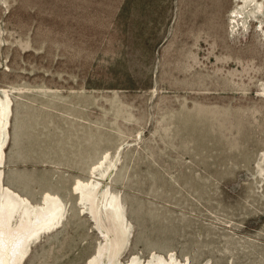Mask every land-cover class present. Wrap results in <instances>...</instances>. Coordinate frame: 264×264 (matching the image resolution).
<instances>
[{
    "label": "rangeland",
    "instance_id": "1",
    "mask_svg": "<svg viewBox=\"0 0 264 264\" xmlns=\"http://www.w3.org/2000/svg\"><path fill=\"white\" fill-rule=\"evenodd\" d=\"M259 3L0 0L3 181L33 204L46 193L64 204L22 264L98 253L113 222L97 226L77 189L95 178L122 204L121 264H264Z\"/></svg>",
    "mask_w": 264,
    "mask_h": 264
},
{
    "label": "bare ground",
    "instance_id": "2",
    "mask_svg": "<svg viewBox=\"0 0 264 264\" xmlns=\"http://www.w3.org/2000/svg\"><path fill=\"white\" fill-rule=\"evenodd\" d=\"M257 8L263 12L264 5L259 3ZM5 93V98L0 97V264H22L32 247V240L60 223L64 204L57 195L51 193H46L40 204H33L27 197L4 183L5 144L6 137H9L12 115V98L8 92ZM100 183L102 182L96 178L87 182L78 179L77 183L82 202H90V211L97 221V226H103V215L113 222V227L105 225L108 227L107 230L104 228L107 232H102L106 242L98 247V253L92 256L88 264H121L119 253L127 239L128 224L124 218L120 198L107 188L99 195ZM111 231L114 235L110 234ZM104 257L108 260L104 261ZM139 262L138 256H134L129 264ZM147 264L186 263H181L173 257L167 259L161 255H153Z\"/></svg>",
    "mask_w": 264,
    "mask_h": 264
},
{
    "label": "flooded vegetation",
    "instance_id": "3",
    "mask_svg": "<svg viewBox=\"0 0 264 264\" xmlns=\"http://www.w3.org/2000/svg\"><path fill=\"white\" fill-rule=\"evenodd\" d=\"M245 1V0H244ZM262 1V0H261ZM246 2H249V1H246ZM264 5V3H262Z\"/></svg>",
    "mask_w": 264,
    "mask_h": 264
}]
</instances>
